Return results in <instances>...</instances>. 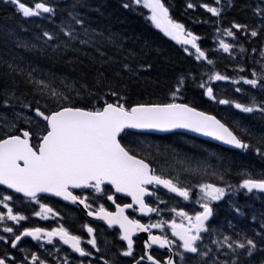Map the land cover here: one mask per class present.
I'll list each match as a JSON object with an SVG mask.
<instances>
[{
	"label": "snow or ice",
	"instance_id": "obj_1",
	"mask_svg": "<svg viewBox=\"0 0 264 264\" xmlns=\"http://www.w3.org/2000/svg\"><path fill=\"white\" fill-rule=\"evenodd\" d=\"M2 2L5 6L14 7L25 18L47 14V18L52 20L58 9L54 0ZM132 3H143V7L150 10L149 19L155 27L181 44L187 56L196 62L215 66L214 60L209 59L210 50L202 48L199 43L201 37L188 30L184 23L173 19L164 0H132ZM214 5L188 0L186 8L199 6L216 18L214 23H219L225 9L235 6L233 0H226L224 4L221 0H214ZM129 6V3L123 4L125 8ZM84 7H88L85 0H73L60 24L51 31L43 30L36 40L42 41L40 51L50 58L63 59L71 52L73 56L66 63L84 64L80 57H86L89 64L85 67L91 75L89 72H81L77 76L56 72L37 74L35 68L26 71L19 64L4 61L9 74H13V81L10 87L0 88V109H3L0 110V185L7 186L4 192H0V205L7 210L0 211V223L5 225V235H0V242L5 244L0 252V264H72L68 254L60 257L63 249L53 244L54 237L81 257H95L96 264H119L118 260L105 259L100 254L97 229L89 224L82 225L89 237L86 241L81 235L70 232L64 224L51 229L24 227L17 234L13 226H8V221L18 223L27 218L14 211L13 195L4 194L7 189L22 193L23 198L38 204L40 211L33 213L37 217L60 216V212L40 201L39 194L51 193L72 204L83 205L88 209V216L105 221L108 227L118 225L120 238L126 241V247L119 254L132 258V264H264V211L256 213L253 210L251 213V220L259 223V230L254 229L251 235L244 230L237 231L231 221L228 228L232 232L226 234L211 226L210 219L217 211L215 202L226 199L237 216L246 215L232 197L240 190L264 193V170L255 175L247 171L239 173V183L232 184L225 178L230 175L229 168H216L209 173L206 164L197 162L193 165L191 160H181V171L193 177L212 175L217 180L195 185L182 183L179 175L166 176L163 165L158 173L151 162L154 146L147 140L149 133L133 130L189 129L237 149L254 151L261 160H264V133L255 137V143L246 141L243 135H238L215 115L199 110L192 103L177 102L182 98L189 78L196 79L191 73L176 76L165 100H132L133 89L150 81V77L141 74L153 67L142 58L148 54L145 50L151 48L150 42L146 39L141 42L137 37L131 43L139 46L130 47V38L122 33L91 27L86 16L79 11ZM244 7L251 9L258 18V24L232 21L228 28L215 27V32L234 39H238V33L264 38V0H256L255 6L247 3ZM93 10L100 12V7ZM9 35L14 33L9 32ZM216 38L217 47L224 53L234 50L233 44L218 36ZM24 47L29 45L25 43ZM240 50L245 51L243 46ZM156 51L162 54L159 49ZM259 54L264 58V46L259 49ZM256 63L260 64V70L253 67L251 78L240 76L239 80L264 92V60ZM240 71L244 69L241 67ZM16 74L23 78L26 91H19L20 82L15 80ZM206 74L207 81L203 80L205 73L200 74L198 87L203 89V96L215 101L217 95L211 82L228 81L230 77L218 71ZM232 83L238 84L239 81L233 80ZM235 91L240 93L242 89L236 87ZM218 103L234 105L243 113H259L264 119V100L257 102L252 97L248 103H241L219 99ZM234 127L242 134L252 135L247 129H240L236 122ZM156 152L159 153L158 146ZM160 186L184 200H190L194 194L195 203L202 210L190 213L184 208L173 207L168 210L172 214L171 219H158L148 224L125 215V210L133 208V205L138 206L141 213L155 212L159 215L162 209L150 206L145 197L164 203L158 195ZM77 189L82 194H77ZM193 189H196L195 193ZM115 193H126L132 203H116ZM105 196L115 204L114 212L108 211L102 203L98 208L89 203L90 199L95 203ZM20 202L23 203V199ZM165 225L171 230V238L166 230L164 234L152 233V229H165ZM141 231L148 235L143 253L137 257L133 234ZM23 237L37 241L44 254L21 247ZM45 241L53 244L52 250L45 247ZM84 243L94 251L82 246ZM153 245L166 248L168 255L157 258L151 251ZM104 248L109 250L106 239ZM79 264H85V261L80 260ZM87 264L94 262L89 259Z\"/></svg>",
	"mask_w": 264,
	"mask_h": 264
},
{
	"label": "trees",
	"instance_id": "obj_2",
	"mask_svg": "<svg viewBox=\"0 0 264 264\" xmlns=\"http://www.w3.org/2000/svg\"><path fill=\"white\" fill-rule=\"evenodd\" d=\"M58 1L59 3H56L58 9L55 17L52 20L47 18L42 20L36 19L38 24H45L47 21L52 23L56 22L57 25L60 24L61 19L66 16V14L62 16L60 8L65 6V10H67L71 3H73V0ZM164 2L166 6L169 7L170 15L173 19L184 23L188 30L193 31L205 41L211 39L210 29L212 27L218 26L221 28H228L232 21L248 23L250 25H255L259 22L258 18L253 15L251 9H246L244 7L247 3H252L253 6H255L256 0H233L235 6L225 9L219 23H214L216 18L199 6L194 9H187L186 3L188 0H164ZM192 2H198V4L208 3L216 6L214 5V0H192ZM85 3L88 7L80 8L79 11L86 16L91 27L96 28L97 30L111 29L114 32L122 33L130 38V47L139 46V44L133 45L131 43V41L136 40L137 37L140 38L141 42L146 39L151 44V48L145 50L148 54L142 58L151 63L153 67L150 71L141 73L142 76L150 77V81L148 83H141L133 89L132 100H165L168 89L173 84L176 76L182 73H191L196 79L193 80L191 77L189 78L187 86L181 94L182 98L177 102L192 103L193 106L200 110L217 115L227 125L232 127L229 121L222 117L220 110L215 109L213 104L203 96V89L198 87V84L200 83V74L205 73V75H203V80L207 81L206 73L213 71V66L206 65V62H196L193 57L187 56V54L183 52V46L175 44L170 38L156 29L150 22L149 18L144 14L143 8L132 3V0H85ZM125 3H129L130 6L128 8L123 7V4ZM221 3H226V0H221ZM96 7H100V12L93 10ZM18 19L21 20V16L15 11L14 7L5 6L2 0H0V39H4L3 44L5 42L7 45L5 46L4 44V46H2L0 43V88L10 87L13 81V74H9V70L4 61L19 64L26 71L35 68L37 74L56 72L59 74H67L69 76H77L80 75L81 72H89V69L85 67V65L89 64L86 57H80V59L84 61V64H68L65 61L73 56V53L71 52L65 55L63 59H53L41 51H38L40 53L38 55L33 48H30V51H23V48H17V46L9 43V39L16 34L15 29L18 24L15 20ZM9 32L14 33V35H9ZM27 33L30 35L25 34L24 36L23 33H21V36H23L22 41L31 47V41L34 42V37L31 36L30 32ZM237 35L239 36L240 34ZM241 39L246 51L243 55L241 54L239 56L238 62L235 60L225 62L224 67L225 69H228L226 72L222 70V64H220V59L222 56H225V54L216 56V54H213L212 50L203 47L200 40L201 47L210 50L209 59L214 60V69L223 75H228L230 80H239L240 76L250 75L251 72L249 73V70H251V66H249V61L245 54L253 48L257 49L258 45L256 42H259L260 40V38H254L250 42V37L245 35H243ZM262 39V42H264V38ZM156 49H159L162 54H157ZM85 50L91 51V49ZM109 51L111 52V50ZM227 64L231 68H228L226 66ZM241 67L245 68V70L240 71L239 68ZM94 68L95 66L92 68L93 71ZM258 68L257 64L256 70H258ZM89 75H91L90 72ZM15 80L20 82L19 91L27 90L23 84V78L20 75L16 74ZM211 83L212 85H215L214 82ZM245 89L251 88L246 87ZM244 96L247 98L250 97V94L244 93ZM218 97L222 98L220 96ZM248 129L254 134L255 129ZM259 134L261 133L255 132V137L259 136ZM147 140L154 146L151 149V156L156 157L160 164L166 162L164 166L171 164L180 165L179 162L183 158V160H191L189 156L193 155L199 162L204 160L207 163L209 166V173L216 168L223 167L230 169L231 176L238 174L239 171H257L254 169L255 164H250L252 161L255 163L258 162V158L253 157L254 151L251 153H249V151L247 154L240 155L238 152L211 146L212 157L209 158L210 156H204L205 154L202 151V146L199 145L198 141H194V139L187 136L169 134L156 137L148 135ZM156 146L159 147V153L156 152ZM197 150H199V152H195ZM197 160L192 161V164L195 165ZM207 176L208 175H206V177ZM248 195L251 196V194ZM244 201L245 199L242 198L237 199V205L246 213V215L242 216V219L240 220L238 219L239 216H237L229 207L227 200L215 203L217 205V211L213 217L214 221L212 225L220 228L226 234H231L232 232V230L228 228L229 221L236 226L237 231L244 230L247 231L249 235L252 234L254 229L258 231L259 225L257 222L251 220L252 210L250 207H254V203L250 198L245 201L248 202V204Z\"/></svg>",
	"mask_w": 264,
	"mask_h": 264
},
{
	"label": "flooded vegetation",
	"instance_id": "obj_3",
	"mask_svg": "<svg viewBox=\"0 0 264 264\" xmlns=\"http://www.w3.org/2000/svg\"><path fill=\"white\" fill-rule=\"evenodd\" d=\"M255 132L256 131H254V136L251 135L252 137L245 135L246 140L255 143ZM253 157H257L258 162L255 163L252 161L250 162V164H264V162L261 161V159L255 152L253 153ZM152 165L153 167L157 168L161 167L162 164ZM157 171L159 173L158 169ZM165 175L169 177L177 176L173 173H165ZM179 179L182 183L187 182L186 180H183L180 177ZM5 189V187L0 185V192H4ZM75 191L77 194H82L78 189ZM111 191L114 192L113 189H111ZM4 194L13 195V202L11 203L12 207L14 208V211H19L22 215L27 218L26 220L20 221L18 223L14 221H8V226H13L14 229L17 231V234L19 233V231H22L24 227H42L46 229H51L53 227L59 226L60 224H64V226L67 227L70 232H72L73 234L81 235L86 241L89 237L87 236L86 229H84L82 225L89 224L90 226L97 229L96 235L98 239V244L101 248L100 254L104 255L105 259H109L112 261L118 260L119 264H132V258L124 257L119 254L126 247V241L121 240L118 225L108 227L105 221L88 216V209H85L83 205H79L78 203L72 204V202L65 201L56 196L39 195L41 203H46L50 207H52L54 211L60 212V216L56 217L50 214L47 218L37 217L33 213L36 211H40V208L39 205L36 204L34 201H30L27 198H23L22 194L14 193V191L10 189H7ZM158 195L160 197V200L164 201V203H161L159 201L154 202V200L149 199L147 195L145 197V202L152 207H159L160 209H162L159 215L155 212L141 213L138 211V206L136 205H133V208L126 209L125 215L129 216L130 219H138L141 221V223L148 224L149 222H156L158 219H162L165 221L171 219L172 214L168 210L173 207L184 208V210L189 211L190 213L202 210L200 206L195 203L194 194L192 195L190 200H184L183 198L177 195H173L169 192H165L162 188H160ZM21 199H23V203L20 202ZM115 199L116 203H119L121 205L132 203V200L129 197L120 195L118 193H115ZM89 203L93 204V208H98L99 204L102 203L108 211L114 212L116 210L115 204H113L111 201H108L106 199V196L98 199L95 203H93V201L90 199ZM0 211L6 212L7 210L3 208V205H0ZM177 220H179L178 217ZM4 226V224L0 223V235H5V233L3 232ZM165 230L171 238V230L167 228V225H165V229H152L151 231L153 234H164ZM147 235L148 234L143 231L133 234L134 252L137 257L143 253V244L144 241L147 239ZM105 239L109 241L108 251H105L104 248ZM43 243L45 244V247L49 250H52L53 244L58 245L59 248L63 249V251L60 252V257H62L64 254H68L72 264H79L80 260H84L85 264H87L89 259H92L94 264H96L95 257H81L80 254L74 252L70 248V246L64 245L61 241H59L58 237L53 238V244H49L46 241ZM20 246L23 248H28L31 251H38L41 254H44V250L39 249L38 242L33 241L31 237H23L22 242H20ZM82 246L89 250H92L91 246L87 245L86 243H84ZM4 248L5 244L3 242H0V252H2ZM151 251L152 254L155 255L157 258H161L163 256L168 255V250L166 248H160L158 245H153ZM49 259L51 260V257H49Z\"/></svg>",
	"mask_w": 264,
	"mask_h": 264
},
{
	"label": "rangeland",
	"instance_id": "obj_4",
	"mask_svg": "<svg viewBox=\"0 0 264 264\" xmlns=\"http://www.w3.org/2000/svg\"><path fill=\"white\" fill-rule=\"evenodd\" d=\"M27 2H29V0H27ZM58 3H59V1H58ZM139 6H141V8H143L144 14L149 18L150 17V10L147 9V8H144L143 7V3H141ZM65 8H66L65 6H62L60 8L62 16L66 14ZM15 21L18 24V26H16L17 28L15 29L16 34L9 39V43H12L14 46H17V48L18 47L19 48H23V51H30L29 49L33 48L38 55L40 54L38 51H40V44L42 43V41H37L36 40L37 35L39 33H41L43 30L51 31V30H53L54 28H56L58 26L56 22L52 23L50 21H47L45 24H38V22L36 20L28 21V20H20V19H18V20H15ZM150 22H151V20H150ZM41 25H43V26H41ZM152 25L155 27V25L153 23H152ZM156 29H158V28H156ZM158 30L161 31L160 29H158ZM27 32H30L31 36L34 37V39H33L34 42L33 41H31V42H32V45L35 44L36 47H32V45H31V47L21 46V45L25 44L22 41L23 40V36H21V33H23L24 36H25V34L26 35H30ZM210 32H211V37H210L211 39L209 41H205V40H203L201 38V42L203 44V47H207L210 50H212L213 54H216V56L223 55L222 49H219L217 47V44H218V39L216 38L217 36H218L219 39H224L226 42L231 43V44L234 45V50L231 51L229 55L222 56V58L220 59V64H222V70L224 72H226V71H228V69H225V67H224L225 62H228L230 60H233V61L235 60L236 61L237 58H238L237 57L238 53L241 52V50H240L241 48L239 47L238 40H239L240 36L243 33H238V34H240L238 36V39H234L233 37L225 36L222 32L217 34L215 32V27H212L210 29ZM26 37H29V36H26ZM252 39H254V38L250 37V40H252ZM3 40L0 39V43L2 44V46H4V44H5V46H7L5 42L3 44ZM262 41H263V39L260 38V40H259V49L262 46H264V42H262ZM259 49H257L256 52H253V51H249L248 52L250 55H253V53H255L254 57H249L248 58V61L250 62V66H251L250 69L251 70H252L253 67H255L257 69L256 61L264 60V58L260 57ZM226 66L228 68H231L230 66H228V64ZM258 67L259 68H258L257 71L260 70V66H258ZM212 70L216 71L214 69V67H213ZM251 70H249V73L251 72ZM244 76H246V75H244ZM246 77L251 78V73H250L249 76H246ZM232 81L233 80L212 81V82L215 83V85H212L213 88H214V92L216 94H217V92H226L227 96H230V99H235L237 102H241V103H248L249 100L252 97H255L257 102H259L260 100H264V92H261L259 89H253L251 86L244 84L243 81H240V80H236V81H239L238 84H233ZM236 87H241L242 91L240 93H237L235 91ZM246 87H249L251 89H245ZM244 93L250 94V97L246 98L244 96ZM0 110H3V109H0ZM217 110H220L222 116L228 118V120L230 121V124L232 125L233 128H235L234 127V122H236L237 124H239V128L240 129H247L248 132H250L248 128H251L252 130L255 129V131L257 133H264V119H262L260 117L259 113H255V114L254 113H243V112H241V110L236 109L234 107V105H221L220 108H217ZM251 134L254 136L253 133H251ZM242 135H248V133L245 132ZM249 137H252V136H249ZM178 149L181 150L180 148H178ZM211 157L212 156L210 155L209 158H211ZM189 158L191 159V161L197 160L193 155L189 156ZM151 159H152V161L154 163L158 164L156 157L151 156ZM216 160H217V158H216ZM261 161L264 162V160H261ZM196 162H199V161L197 160ZM201 163L207 165V163L204 160L201 161ZM161 164L164 166V164H166V163L163 162ZM167 166H164V167H166L165 168L166 171L172 172L174 175H179V177L181 179H183V180L195 181V184L199 183V182H217V180H215L213 177H210V176H209V178L211 179L210 181H208V179H206L204 177H200V175H197V176L193 177V176L181 171V168L183 167L181 164L180 165L179 164H171V165H167ZM254 169H256L257 171L255 172V170H253V171H247V172H251L254 175L258 174L260 171L264 170V164H259V165L255 164L254 165ZM239 173H242V172L239 171ZM239 173L236 174V175H233V176L228 175L226 180H228V182H230L232 184H238L240 179H241V176L239 175ZM195 191H196V189H195ZM239 198L245 199V201H247L249 198L251 199V201L254 203V207H250L252 212H253V210H255L256 213H259L260 211H264V198H262L261 196H256V195H251L250 196L248 194L242 193V190H240V191L236 192L235 196L232 197V199H234L236 201V203H237V199H239ZM194 201H195V199H194ZM215 203H220V202H215ZM245 203L248 204V202H245ZM238 219L239 220L242 219V216H239ZM257 224L259 225L258 222H257Z\"/></svg>",
	"mask_w": 264,
	"mask_h": 264
},
{
	"label": "water",
	"instance_id": "obj_5",
	"mask_svg": "<svg viewBox=\"0 0 264 264\" xmlns=\"http://www.w3.org/2000/svg\"><path fill=\"white\" fill-rule=\"evenodd\" d=\"M133 131H145V132H148L149 134H156V135H166V134H170V133H181V134H186V135H189V136L201 138V139H204V140L209 141L211 143H214V144H217V145H221V146H224V147L229 148V149L239 150V149L235 148L234 146L227 145V144H225L222 141L216 140L214 137L206 136V135H203L201 133H196V132H193V131H191L189 129L177 128V129H172L170 131H159V130H133ZM5 187H7V186H5ZM160 187H162V186H160ZM165 190H167V189H165ZM20 194H22V193H20ZM41 194L54 196L51 193H41ZM118 194L123 195V196H127V197H129L131 199V197L128 196L126 193H118ZM59 198L63 199L62 197H59ZM94 218L95 219H99L97 217H94Z\"/></svg>",
	"mask_w": 264,
	"mask_h": 264
}]
</instances>
